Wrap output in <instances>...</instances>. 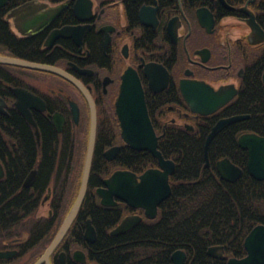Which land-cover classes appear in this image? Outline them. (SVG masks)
Here are the masks:
<instances>
[{
  "label": "flooded vegetation",
  "instance_id": "obj_1",
  "mask_svg": "<svg viewBox=\"0 0 264 264\" xmlns=\"http://www.w3.org/2000/svg\"><path fill=\"white\" fill-rule=\"evenodd\" d=\"M251 16L258 29L250 25ZM0 56L58 67L77 79L92 96L97 116L92 163L97 144L100 154L93 174L90 169L87 190L91 185V192L105 211L122 213L117 222L106 228L104 236L118 237L137 225L156 220L164 201L157 206L155 217L149 218L143 208L132 207L117 197H114L116 203L103 205L97 193V189L106 187L104 180L116 171L126 170L139 176L146 169L159 167L152 154L155 164L140 170H133L121 161L123 148L145 151L130 148L121 137L114 102L124 86V72L131 69L139 79L158 142L168 130L175 135L184 132L197 137L201 127L208 128L206 139L219 119L238 113L217 117L210 125L208 117L226 109L238 96L248 72L254 69L259 73L264 64V0H243L240 4L228 0H0ZM157 66L167 74L150 71ZM263 71L264 67L261 81ZM195 82L215 89L232 87L236 93L216 111L200 114L193 110L182 91L184 85L192 86ZM14 88H23L39 99L29 108L34 125L15 104L18 97ZM0 98L5 103L0 121L12 112L19 114L29 127L37 149L21 181V188L26 189L37 210L32 217L19 218L18 224L6 231L0 228V252L5 253L0 256V264H102L91 256L98 239L94 221L89 216L78 217L83 202L47 259L41 258L76 198L69 205V191L77 184L79 191L81 185L85 159L81 147L83 144L87 147L91 128L89 102L84 92L59 74L0 62ZM44 121L55 132L56 154L49 177L42 182L37 177L43 154L40 123ZM1 124L0 133L7 149L0 148L3 170L0 181L7 177L8 159L14 156ZM245 132L251 131L240 132L237 139ZM16 142H13L15 148ZM164 158L175 165L174 159ZM209 166L210 160L208 166L204 164ZM238 167L242 176L244 168ZM34 170L31 184L26 185L27 175ZM173 173L169 175L170 187ZM91 175L95 177L93 181ZM40 210L45 213H39ZM127 216L140 218L124 232L112 233ZM88 221L94 230L93 240ZM221 246L225 259V248ZM176 250L184 252L183 264H192L190 255L183 249H175L163 264L173 263L171 256ZM143 262L147 263V259Z\"/></svg>",
  "mask_w": 264,
  "mask_h": 264
},
{
  "label": "trees",
  "instance_id": "obj_2",
  "mask_svg": "<svg viewBox=\"0 0 264 264\" xmlns=\"http://www.w3.org/2000/svg\"><path fill=\"white\" fill-rule=\"evenodd\" d=\"M240 4L243 0H228ZM6 34V33H5ZM7 39L9 38L6 34ZM264 67V64L261 66ZM254 69L241 86L238 96L219 114L209 116L207 123L217 117L234 113L249 114L247 119L233 123L220 131L210 142V166L204 167V139L208 128L201 127L197 137L168 130L158 142L165 157L175 160V172L170 177L171 194L159 207V217L142 223L118 237H104L106 228L117 222L122 213L105 211L98 205V197L87 190L78 217L89 216L98 229V239L93 244L91 256L102 264H163L175 249L185 250L192 264H226L228 257L240 258L246 254L243 242L248 232L258 223L264 224V180L252 178L246 171L247 152L237 144L240 132L251 131L264 135V84L260 72ZM4 121V122H3ZM3 136L10 142L12 158L8 159V175L0 181V228L4 231L18 224L22 217H32L37 205L21 188L24 173L36 154L32 133L16 112L1 121ZM43 134V154L37 180L45 182L53 167L56 154V136L49 123H40ZM17 147L13 146V142ZM0 148L7 149L0 133ZM86 145L81 147L84 156ZM100 146L95 149L91 172L98 166ZM125 166L140 170L155 164L147 151L120 152ZM228 157L244 168L235 182L224 181L215 171V162ZM95 177L91 175L93 181ZM78 184L69 191L68 204L76 197ZM67 211V210H66ZM64 212V214L66 213ZM104 237V238H103ZM223 245L226 258L210 257L207 249ZM147 259V263L143 262Z\"/></svg>",
  "mask_w": 264,
  "mask_h": 264
},
{
  "label": "water",
  "instance_id": "obj_3",
  "mask_svg": "<svg viewBox=\"0 0 264 264\" xmlns=\"http://www.w3.org/2000/svg\"><path fill=\"white\" fill-rule=\"evenodd\" d=\"M198 17L199 19L201 18L200 13ZM248 21L254 29H258L253 16H251ZM0 62L45 70L64 76L78 85L89 102L91 128L85 152L81 185L72 207L64 218L59 232L41 257L42 259H47L53 248L64 236L70 224L77 216L87 191L95 145L97 121L96 107L87 89L78 82L77 79L58 67L3 56H0ZM150 71L154 74H167L163 68L158 66ZM122 77L124 86L114 102V109L119 121L122 140L132 149L150 152L158 160L159 167L146 169L139 176L126 170L116 171L109 178L104 180L106 187L97 189V193L103 205L116 203L114 197H117L132 207L143 208L145 210V215L149 218H153L157 213V206L171 193L169 175L173 173L175 165L172 160L165 159L158 149V136L155 133L148 114L144 93L136 73L131 69H127ZM262 81L264 82V71L262 73ZM182 91L186 100L192 104L193 110L204 115L216 111L236 93V90L232 87L221 86L215 89L203 82H195L192 86L188 87L184 85ZM13 92L15 96L18 97V101L15 104L29 122L34 125L29 108L32 107V102L35 99L38 101L39 99L23 88H14ZM4 105V101L0 98V111H3ZM248 117V114L232 115L219 119L213 125L204 143L205 166L209 165L208 148L212 138L228 124ZM36 133L38 135L37 131ZM237 143L239 147L247 151L248 158L246 168L249 174L257 180L264 179V136L254 132H245L238 137ZM108 152L109 150L106 154ZM215 167L219 177L226 181H235L242 174V169L233 164L227 157L218 160ZM2 172L3 170L0 165V175ZM34 174L35 170L27 175L24 181L26 185L31 184ZM139 218L138 216L125 217L119 225L112 230V233L117 234L124 232L137 222ZM88 229L92 236L90 239L93 240L94 230L90 223ZM244 248L246 254L243 257H230L227 260V264H264V224H257L250 230L244 239ZM222 251L223 247L221 245H213L208 248L207 254L215 258L223 259L224 256ZM4 254V252H0V256H4ZM184 256L182 250H176L171 256L173 261L172 264H183Z\"/></svg>",
  "mask_w": 264,
  "mask_h": 264
},
{
  "label": "rangeland",
  "instance_id": "obj_4",
  "mask_svg": "<svg viewBox=\"0 0 264 264\" xmlns=\"http://www.w3.org/2000/svg\"><path fill=\"white\" fill-rule=\"evenodd\" d=\"M41 212L45 213L43 210H40V212H39V213H41Z\"/></svg>",
  "mask_w": 264,
  "mask_h": 264
}]
</instances>
